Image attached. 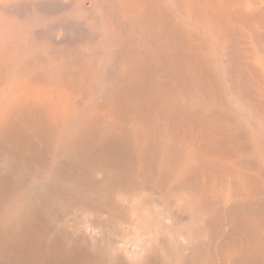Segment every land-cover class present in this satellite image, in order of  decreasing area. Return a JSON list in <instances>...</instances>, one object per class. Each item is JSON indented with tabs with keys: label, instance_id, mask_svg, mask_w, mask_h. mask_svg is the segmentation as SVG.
Wrapping results in <instances>:
<instances>
[{
	"label": "bare ground",
	"instance_id": "obj_1",
	"mask_svg": "<svg viewBox=\"0 0 264 264\" xmlns=\"http://www.w3.org/2000/svg\"><path fill=\"white\" fill-rule=\"evenodd\" d=\"M0 264H264V0H0Z\"/></svg>",
	"mask_w": 264,
	"mask_h": 264
}]
</instances>
